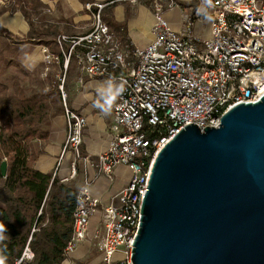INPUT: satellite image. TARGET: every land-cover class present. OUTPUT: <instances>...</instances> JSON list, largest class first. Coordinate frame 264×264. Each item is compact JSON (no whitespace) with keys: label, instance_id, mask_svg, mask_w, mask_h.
I'll list each match as a JSON object with an SVG mask.
<instances>
[{"label":"built area","instance_id":"1","mask_svg":"<svg viewBox=\"0 0 264 264\" xmlns=\"http://www.w3.org/2000/svg\"><path fill=\"white\" fill-rule=\"evenodd\" d=\"M165 3L176 5L172 0H152L153 38L141 49L125 47L112 35L102 20L105 5L100 2L84 4L90 17L87 32L55 37L60 55L41 46V78L53 64L61 62L62 72L56 78L67 132L59 159L73 153L71 176L80 158L86 119L66 106L62 85L70 55L75 52V63L82 75L118 83L112 134L97 157L95 169L97 176L108 180L119 166L126 167L130 175L102 207L103 230L94 238L101 264H112L118 250L121 258L116 264H131L130 249L151 163L164 143L191 123L201 131L206 126L217 127L230 107L253 103L264 93V0H197L209 20L208 37L193 34L190 27L184 32L173 30L162 14ZM7 4L8 0H0V8ZM89 184L86 179L76 194L65 258L85 239L89 219L99 206L98 198L89 192ZM32 256L25 248L18 262L31 260Z\"/></svg>","mask_w":264,"mask_h":264},{"label":"water","instance_id":"2","mask_svg":"<svg viewBox=\"0 0 264 264\" xmlns=\"http://www.w3.org/2000/svg\"><path fill=\"white\" fill-rule=\"evenodd\" d=\"M140 214L131 264H264V93L166 141Z\"/></svg>","mask_w":264,"mask_h":264},{"label":"crops","instance_id":"3","mask_svg":"<svg viewBox=\"0 0 264 264\" xmlns=\"http://www.w3.org/2000/svg\"><path fill=\"white\" fill-rule=\"evenodd\" d=\"M39 1L45 8L37 20L39 27H34L31 31L20 12L6 11L0 15V25L13 37L24 41L20 44L17 58L29 72L40 70L43 64L41 46H46L44 42H48L50 36L59 34L77 36L89 30L90 17L84 9L85 3L100 2L105 5L101 11L102 20L112 35L125 47L141 49L153 38L152 0ZM172 1L176 5L169 6L165 3L162 14L173 30L184 32L190 27L191 32L199 37L209 36V20L201 11L197 0ZM66 47L68 45L64 44L63 49ZM51 72L57 76L61 73L60 66L53 64ZM64 76L62 88L66 94L67 108L86 119L79 147L80 158L77 159L75 173L71 176L70 164L73 161V153L68 152L59 159L67 132L66 120L62 113L52 119L47 142L34 167L42 173L52 172L59 180L68 178L67 181L77 189L86 179L90 181L89 192L98 198V209L89 219L85 239L62 261V264H101L99 253L93 245L96 242L95 235L101 234L103 230L102 207L112 200L126 184L130 175L126 167L119 166L114 170L111 180H108L102 175L97 176L95 169L97 157L105 150L112 134L110 125L118 83L110 82L104 77L84 76L76 63ZM113 258L112 264H116L121 258V250H118Z\"/></svg>","mask_w":264,"mask_h":264},{"label":"trees","instance_id":"4","mask_svg":"<svg viewBox=\"0 0 264 264\" xmlns=\"http://www.w3.org/2000/svg\"><path fill=\"white\" fill-rule=\"evenodd\" d=\"M44 8L39 0H8L0 15L20 12L31 31L39 27L37 20ZM55 36L44 44L52 54L60 55ZM23 42L0 25V163L6 162L5 177L0 175V264H62L72 235L78 189L34 165L47 142L52 119L63 113L64 106L51 70L41 78V68L29 72L19 63ZM75 61L74 52L65 73ZM58 65L62 72L61 62ZM25 248L33 256L18 262Z\"/></svg>","mask_w":264,"mask_h":264},{"label":"rangeland","instance_id":"5","mask_svg":"<svg viewBox=\"0 0 264 264\" xmlns=\"http://www.w3.org/2000/svg\"><path fill=\"white\" fill-rule=\"evenodd\" d=\"M61 73H59V75H60ZM96 243V242H95ZM94 247V249L98 252V250H97V247H96V245H93ZM99 253V252H98ZM90 257V256H89ZM89 259V258H88Z\"/></svg>","mask_w":264,"mask_h":264}]
</instances>
